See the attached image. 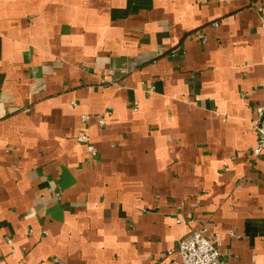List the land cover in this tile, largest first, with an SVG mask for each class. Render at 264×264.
I'll return each mask as SVG.
<instances>
[{"label": "crops", "instance_id": "1", "mask_svg": "<svg viewBox=\"0 0 264 264\" xmlns=\"http://www.w3.org/2000/svg\"><path fill=\"white\" fill-rule=\"evenodd\" d=\"M263 18L0 0V264H183L163 254L202 227L223 264H264Z\"/></svg>", "mask_w": 264, "mask_h": 264}, {"label": "built area", "instance_id": "2", "mask_svg": "<svg viewBox=\"0 0 264 264\" xmlns=\"http://www.w3.org/2000/svg\"><path fill=\"white\" fill-rule=\"evenodd\" d=\"M262 24L264 25V18ZM264 89V81L262 83ZM258 111V141L254 149L255 154L264 151V101L257 108ZM87 115L84 116L86 118ZM101 124L105 123V119H99ZM77 139L84 142L88 146V150L92 155H96L97 148L90 143L88 133L81 132ZM221 241L218 237H210L207 235L206 227L195 229L179 240V242L171 249L163 254L167 257L174 253H179L183 264H223L221 260Z\"/></svg>", "mask_w": 264, "mask_h": 264}, {"label": "trees", "instance_id": "3", "mask_svg": "<svg viewBox=\"0 0 264 264\" xmlns=\"http://www.w3.org/2000/svg\"><path fill=\"white\" fill-rule=\"evenodd\" d=\"M80 133H81V132H80ZM80 133H79V134H80ZM79 134H78V135H79ZM78 135H77V136H78ZM88 135H89V134H88ZM89 138H90V140H89V141H90V143H92V144H93V145L96 147V145L93 143V141H92V139H91V136H90V135H89ZM77 140H78V139H77ZM78 141H79V140H78ZM79 142H81V141H79ZM81 143H83V144H85V145L87 146V144H86V143H84V142H81ZM96 148H97V147H96ZM87 149H88V146H87ZM97 150H98V148H97ZM89 153L91 154V152H90V151H89ZM97 153H98V152H97ZM91 155H92V154H91Z\"/></svg>", "mask_w": 264, "mask_h": 264}]
</instances>
